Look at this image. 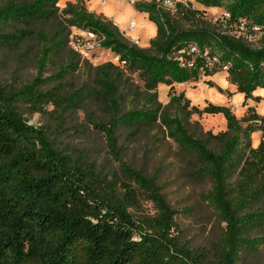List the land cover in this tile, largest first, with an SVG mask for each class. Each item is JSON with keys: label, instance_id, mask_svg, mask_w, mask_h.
Instances as JSON below:
<instances>
[{"label": "trees", "instance_id": "16d2710c", "mask_svg": "<svg viewBox=\"0 0 264 264\" xmlns=\"http://www.w3.org/2000/svg\"><path fill=\"white\" fill-rule=\"evenodd\" d=\"M174 1L179 12H201ZM195 2L202 8L223 7L230 16L227 25L264 27V0ZM57 4L58 0H0V46L20 44L36 34L18 28V24L58 21ZM135 7L149 13L157 25L156 38L150 42L155 54L124 41L111 21L96 17L79 2L62 11L70 27L102 35L104 48L125 62L124 66L140 72L148 93L151 107L131 109L108 122L94 123L120 162V175H102L84 152L60 150L49 130L30 125L21 111L25 107L30 114H55L62 120L86 92L81 88L68 95L58 86L43 88L76 67L69 63L59 73L43 77L51 58L69 44L70 35L64 36L61 30L65 21L58 23L50 44L42 48L32 81L23 85L0 83V264H237L243 252H256L264 246V115L247 107L238 118L227 105L209 103L201 108L191 105L183 94H173L175 84L197 80L200 72L210 76L222 71L220 65L209 69L202 54L195 57L191 68L182 67L173 53L194 43L210 56L219 55L245 99H259L253 93L264 89V42L253 48L219 32L216 26L177 29L165 11L159 10L156 18L151 16L153 7ZM117 68L112 63L97 67L101 102L116 112L119 90L111 71ZM159 84L170 86L168 104H176L187 115L221 114L226 130L208 132L207 140L195 137L179 115L160 112ZM207 84L214 86L210 80ZM159 119L197 159L199 176L211 181L210 191L202 197L225 226L210 251L191 250L182 242L176 221L181 211L167 201L155 177L121 160L119 127L136 132ZM256 131L260 141L252 146L249 136ZM211 141L219 151L210 146ZM144 200L151 203L153 215L136 214Z\"/></svg>", "mask_w": 264, "mask_h": 264}, {"label": "rangeland", "instance_id": "374dc122", "mask_svg": "<svg viewBox=\"0 0 264 264\" xmlns=\"http://www.w3.org/2000/svg\"><path fill=\"white\" fill-rule=\"evenodd\" d=\"M133 1L132 4L130 0L121 2L120 0H106L103 4L102 0H58V21L55 20L44 25L34 22L18 24V28L34 30L36 34L23 40L20 44L0 46V83L23 85L32 81L37 75V63L42 48L45 44H50L48 40L58 23L65 21L62 11L78 2L83 4L88 12L94 13L96 17L111 21L117 28L118 36L124 41L146 49L151 54L156 53L150 42L156 38L157 25L149 19V13L138 11L136 5L153 7L151 16L156 18L159 16V10L165 11L177 29L216 26L219 32L229 34L220 22L224 13L223 7L202 8L195 0H186L185 4L193 10L201 11L192 14L179 12L175 3L169 5L164 0ZM93 5L97 9L96 11H92ZM114 15L115 17H113ZM132 21H135L136 25L130 29L129 25ZM159 22L162 23L163 19ZM118 24H121L122 28ZM61 30L64 36H69L78 31V28L70 27L65 21ZM230 34L232 36L234 34L235 37H239L238 39H242L244 43L252 47H259L261 42H264V39L259 41L254 37L242 36L243 32L239 31H231ZM70 49L67 44L51 58L43 72V77L59 73L69 63L75 64L76 67L69 68L62 79L53 80L43 88L49 89L58 86L68 95L84 88L86 90L84 96L74 103L73 108L63 114L62 120L55 114H30L25 107L21 111L30 125L45 126L50 132L51 139L55 141L56 147L60 150L68 153L84 152L102 175L109 178L113 174L120 175V162L111 154L104 136L94 128V123H105L131 109L152 106L148 101L144 83L140 79V72L130 66H124L116 55L107 49L101 52L102 58L99 63L95 64L82 59ZM105 63H112L118 67L117 70L111 71L114 83L119 90L116 95L119 109L117 112L111 111V108L101 102V89L98 85L101 77L97 67ZM119 73H122L120 78ZM208 80L212 81L214 86L210 87L207 84ZM169 90L170 86L165 84H159L157 87V101L161 103L160 112L170 117L179 115L187 124L188 131L195 137L207 140L208 132L217 134L226 130V121L221 114L187 115V111H183L176 104H168L170 101ZM235 90L229 73L217 70L213 75L205 76L200 72L197 80L175 84L173 94L176 96L183 94L187 99H190L191 105L201 108L209 103L216 105L228 103L227 105L231 106L229 100H232L233 97L234 106L237 108L233 112L238 118L247 109L244 101L255 102L258 112H264V89L259 88L254 92L255 94L259 93L262 99H245L244 94ZM52 109V106L48 107V111ZM259 133L256 131L249 136L252 146H256V137L260 135ZM117 137L121 160L131 167L143 171L147 176L155 177L167 201L173 208L181 211L176 221L182 242L186 243L191 250L206 249L210 251L219 242L225 224L220 221L213 207L203 200L202 196L211 189V181L206 176H199L200 165L197 159L179 145L171 136L168 128L162 125L160 119L157 124L136 132L119 127ZM210 146L219 151L216 142L211 141ZM135 212L137 215H153L155 210L151 203L144 200L141 201V206ZM262 262H264V246H261L256 252H243L237 264H260Z\"/></svg>", "mask_w": 264, "mask_h": 264}, {"label": "built area", "instance_id": "2783aa9c", "mask_svg": "<svg viewBox=\"0 0 264 264\" xmlns=\"http://www.w3.org/2000/svg\"><path fill=\"white\" fill-rule=\"evenodd\" d=\"M122 0H120L121 2ZM133 4L134 1L130 0ZM106 0H102V3L105 4ZM166 4L173 5L176 1L174 0H164ZM181 3L185 6H189L186 3V0H180ZM194 6V4H192ZM230 16L228 13L224 12L222 20L220 21L223 26H225L226 30L229 32V34L224 33L235 40H241L238 39L239 37H235L230 34L231 31H239L243 32L242 36H248V37H254L257 40H261L264 38V27L260 26H245V25H232L229 23ZM136 25L135 21H132L129 25L130 29L134 28ZM103 40L104 37L94 31H91L89 29H82L78 28V31L70 34L69 36V46L70 48L77 53L82 59H85L93 64L99 63L101 60V52L104 51L106 48L103 47ZM248 45V44H247ZM250 46V45H249ZM261 46V44H260ZM259 47H253V48H260ZM252 47V46H251ZM111 51L110 49H107ZM201 52V53H200ZM202 54L203 58L205 59V62L209 69H212L213 67L220 65L222 71H227L228 67L221 63L220 57L218 54H214L213 56L209 55V52L207 50H204L203 52L200 51L198 46L196 44H191L188 46V48H179L176 49L173 53L174 57L180 62L182 67H188L191 68L194 64V59L197 55ZM119 60V57L116 56ZM120 62V61H119ZM122 64H125V62H120Z\"/></svg>", "mask_w": 264, "mask_h": 264}, {"label": "crops", "instance_id": "0c3cea01", "mask_svg": "<svg viewBox=\"0 0 264 264\" xmlns=\"http://www.w3.org/2000/svg\"><path fill=\"white\" fill-rule=\"evenodd\" d=\"M93 9H92V11H96L97 9L95 8V5H93ZM144 15H145V13H143ZM113 17H115V15L113 16ZM117 17H118V15H117ZM120 17V16H119ZM135 20V19H134ZM116 25H117V23H116ZM118 26L119 27H121L122 28V25L121 24H118ZM156 33V32H155ZM235 89H236V86H235ZM236 91V90H235ZM254 95H255V97H257V96H259L260 98H261V96H260V94L258 93H254ZM232 100H229L231 103H230V105L231 106H229V105H227L228 103H226V105L227 106H229V107H231V109H232V111H235V109L237 110V108L234 106V103H233V97L231 98ZM262 99V98H261ZM228 101V102H229ZM244 103V105L246 106V107H254L255 108V110H256V112L259 114V115H264V112L263 113H260V112H258V109H257V104L255 103V102H251V103H249L248 101H244L243 102ZM247 110V109H246ZM260 134V133H259ZM255 138V137H254ZM257 140H256V142H257V144L259 143V141H260V135H257ZM256 144V145H257Z\"/></svg>", "mask_w": 264, "mask_h": 264}]
</instances>
